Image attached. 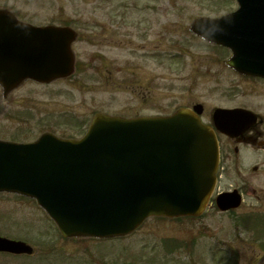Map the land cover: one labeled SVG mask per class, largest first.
<instances>
[{
  "label": "rangeland",
  "instance_id": "1",
  "mask_svg": "<svg viewBox=\"0 0 264 264\" xmlns=\"http://www.w3.org/2000/svg\"><path fill=\"white\" fill-rule=\"evenodd\" d=\"M218 1L9 0L24 20L77 29L80 70L50 84L27 81L5 98L0 86V139L29 142L46 131L80 137L97 111L138 108L131 86L155 93L156 104L145 108L161 114L194 102L209 111L229 102L214 91V70L222 69L217 59L228 53L190 31L195 17L234 8ZM109 20L120 26L124 42L112 44L111 34L100 36L109 42L91 41L88 22L101 31ZM93 52L106 59L98 75L86 69ZM220 78L228 90L230 76ZM253 185L260 196H247L234 213L210 203L199 218H151L129 236L108 239L64 238L35 200L2 192L0 235L24 240L35 251L0 254V264H264V172L253 175Z\"/></svg>",
  "mask_w": 264,
  "mask_h": 264
},
{
  "label": "water",
  "instance_id": "2",
  "mask_svg": "<svg viewBox=\"0 0 264 264\" xmlns=\"http://www.w3.org/2000/svg\"><path fill=\"white\" fill-rule=\"evenodd\" d=\"M238 1L237 12L197 18L192 29L201 34L204 26L206 38L209 28L218 26L221 31L208 40L232 49L228 63L264 76V0ZM75 38L69 26H35L0 9L4 97L27 79L51 82L70 75ZM218 164L214 130L190 109L165 117L98 113L80 139L44 133L30 143L0 140V192L35 198L65 237H113L133 232L151 216L202 214ZM225 198L218 199L221 209L240 205L239 199ZM0 251L34 249L0 236Z\"/></svg>",
  "mask_w": 264,
  "mask_h": 264
},
{
  "label": "flooded vegetation",
  "instance_id": "3",
  "mask_svg": "<svg viewBox=\"0 0 264 264\" xmlns=\"http://www.w3.org/2000/svg\"><path fill=\"white\" fill-rule=\"evenodd\" d=\"M232 3L234 8H220L216 17L232 12L237 9L235 7L236 0H219V4L225 2ZM0 8H12L9 5V0H0ZM118 23L123 24L121 21ZM151 24L148 22H144ZM96 23L88 22L91 28L88 31V38L91 41L102 40L101 35H113L114 43L120 44L124 42L119 34L122 33L120 26L111 20L107 21V25L102 27V30L95 29ZM116 25L118 30L113 26ZM95 29V30H94ZM145 31V30H144ZM198 39L200 37L194 35ZM105 42H109L110 38L106 37ZM77 42V41H76ZM75 42V43H76ZM205 42V41H204ZM74 43V46H75ZM93 43V42H91ZM231 53L223 55L222 58L217 59L218 64L222 67L219 71L214 70V91H221L224 96L230 98L229 102L215 105L217 107L234 109L237 114L231 118L230 132L222 131L217 126H213L219 142V169L217 172V182L214 195H220L227 192H234L241 195L243 202L247 196L259 197L258 189L253 185V175L264 172V77L250 76L242 73L233 67H229L226 63ZM99 61L101 64H98ZM88 68H86L92 75H98L97 70H105V57L99 58V53L93 52L88 61ZM76 70H78V60L76 62ZM228 74L230 76L229 89L223 90V80L220 75ZM218 75V76H217ZM131 98L137 102L134 104L138 108H131L117 112V114L124 116H141V115H157L156 110L146 111L147 104H156V94L151 90L147 92L142 88H135L131 86L129 90ZM195 102L191 105L193 107ZM213 109L205 106V110L201 117L205 122L213 125ZM215 123V122H214Z\"/></svg>",
  "mask_w": 264,
  "mask_h": 264
},
{
  "label": "clouds",
  "instance_id": "4",
  "mask_svg": "<svg viewBox=\"0 0 264 264\" xmlns=\"http://www.w3.org/2000/svg\"><path fill=\"white\" fill-rule=\"evenodd\" d=\"M208 19L211 20L213 18L209 17ZM201 28H202L201 35H205L204 26H201ZM219 31H221V29L218 26L211 27V28H209L205 37L207 39H214Z\"/></svg>",
  "mask_w": 264,
  "mask_h": 264
}]
</instances>
